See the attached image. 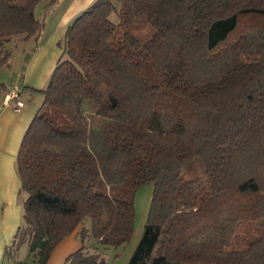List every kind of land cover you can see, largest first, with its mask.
I'll list each match as a JSON object with an SVG mask.
<instances>
[{"label": "trees", "instance_id": "1", "mask_svg": "<svg viewBox=\"0 0 264 264\" xmlns=\"http://www.w3.org/2000/svg\"><path fill=\"white\" fill-rule=\"evenodd\" d=\"M40 2L56 0H0V66L40 33ZM62 49L20 142L5 257L26 244L47 264L79 229L63 264H105L152 184L128 264H264V0H94Z\"/></svg>", "mask_w": 264, "mask_h": 264}, {"label": "crops", "instance_id": "2", "mask_svg": "<svg viewBox=\"0 0 264 264\" xmlns=\"http://www.w3.org/2000/svg\"><path fill=\"white\" fill-rule=\"evenodd\" d=\"M93 1L56 0L51 6L43 4L38 16L43 21L40 33L37 37L26 40H32V42L23 52L20 53L17 47L14 50L17 51L11 55V61L18 59L19 62L15 66L16 76L8 86L4 84L6 89L4 92L7 93L14 85L19 86L18 100L22 102V105L16 109L14 101L4 104L3 97L0 95V264H8L5 257L6 247L11 244L22 222V197L19 195L20 180L16 169L20 142L42 104L41 90L46 87L62 56L67 27ZM59 5H61L59 7L61 15L57 18L53 10ZM48 15H51L49 20H47ZM78 231L79 229L58 243L47 264H63L66 257L83 245L78 237ZM130 256L131 253L122 263L128 264ZM116 258L117 256L114 257Z\"/></svg>", "mask_w": 264, "mask_h": 264}, {"label": "rangeland", "instance_id": "3", "mask_svg": "<svg viewBox=\"0 0 264 264\" xmlns=\"http://www.w3.org/2000/svg\"><path fill=\"white\" fill-rule=\"evenodd\" d=\"M62 2H66L67 0H60ZM43 4L46 5L44 2H40L37 7L35 8V14L38 17L39 13L42 11ZM47 6V5H46ZM59 5L57 8L53 10L55 17L59 18L61 13H59ZM51 18V15L47 17V20ZM47 22V21H46ZM19 39L18 36H13L10 44H13V48L11 49V55L14 54V51L17 47H19V52H23L25 48L30 45V41H17ZM17 41L15 44L14 42ZM26 43V44H25ZM25 45V46H23ZM23 46V47H22ZM19 60L14 59L11 61V57L7 64L0 66V82L5 85H9L10 81L16 76L17 68L15 66L18 65ZM9 91V90H8ZM0 95L3 97L2 92ZM153 194V185L152 184H144L138 188L134 197V226H133V233L130 240L124 245L120 247H110L104 253V260L107 262L106 264L114 263V264H123L122 261L134 251L139 239L142 236L144 225L147 221L148 211L150 208L151 197ZM90 221L87 219L84 221V226L89 228ZM117 256L116 259L114 257ZM27 257V245L23 244L19 247L17 254L14 257L6 258L8 264H25ZM21 262V263H20ZM28 264V263H27ZM56 264V263H55Z\"/></svg>", "mask_w": 264, "mask_h": 264}, {"label": "built area", "instance_id": "4", "mask_svg": "<svg viewBox=\"0 0 264 264\" xmlns=\"http://www.w3.org/2000/svg\"><path fill=\"white\" fill-rule=\"evenodd\" d=\"M19 89L20 87L17 85L12 86V88L3 95L2 102L7 104L10 101H14L16 109H18L22 105V102L18 100Z\"/></svg>", "mask_w": 264, "mask_h": 264}]
</instances>
